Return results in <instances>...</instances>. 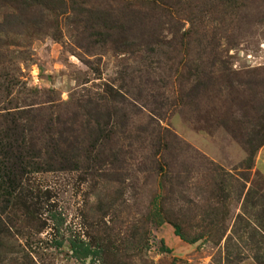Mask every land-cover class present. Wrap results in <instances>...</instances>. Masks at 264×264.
Masks as SVG:
<instances>
[{
  "label": "rangeland",
  "instance_id": "374dc122",
  "mask_svg": "<svg viewBox=\"0 0 264 264\" xmlns=\"http://www.w3.org/2000/svg\"><path fill=\"white\" fill-rule=\"evenodd\" d=\"M9 1L0 3V22L12 13L22 25H11L10 37L0 36V114L45 109L40 123L50 122L54 134L63 103L78 110L91 99L102 110L111 107V87L122 95L118 106L137 105L128 110L130 126L166 128L180 146L184 141L227 172V182L218 190L205 168L187 176L176 167L180 155L175 163L160 159L162 170H156L144 161L151 148L138 149V142L128 149L126 175L116 182L83 171L29 174L22 186L35 217L10 230L7 244L14 253L8 258L21 263L26 254L33 264H224L225 238L241 212L239 184L229 178L240 174L246 156L236 138L256 118L246 91L228 84L246 78L245 71L264 75V0H65L75 15L57 10L53 19L36 20V33L27 17L6 6ZM224 67L230 74L220 71ZM205 75L215 86L199 99ZM258 176L264 178V145L255 153L247 188ZM173 223L185 238L200 239L181 240ZM213 223L220 232L206 233ZM245 246L233 247L232 260L241 254L238 264H255ZM87 248L90 255L83 254Z\"/></svg>",
  "mask_w": 264,
  "mask_h": 264
},
{
  "label": "trees",
  "instance_id": "16d2710c",
  "mask_svg": "<svg viewBox=\"0 0 264 264\" xmlns=\"http://www.w3.org/2000/svg\"><path fill=\"white\" fill-rule=\"evenodd\" d=\"M3 1L0 0V3ZM6 6L22 14V17H27V27L34 32L33 28L35 27L36 30L38 28L37 24L35 25L36 20H41L43 17L53 19L50 15L57 10L75 15L73 8L70 10L67 7L65 0H10ZM58 6L60 7L57 8ZM4 17L9 20L0 22V36L7 38L13 30L11 25L22 24L19 21L21 17L17 14L6 13ZM1 42L0 40V49H3ZM219 69L223 74H230L229 68ZM245 74L246 78L229 79L228 84V87L235 92L239 89L246 91L256 118L253 126L241 136L238 137L233 131L231 132L234 137H238L236 140L246 156L238 165L240 174L236 177L229 175L230 180L239 184L238 194L242 201L241 212L236 216L235 224L225 238L224 264H238L242 260L241 254L233 257L236 261H233L231 256L233 247H238L240 243L246 245L255 264H264V178L258 176L257 182L255 181L256 186L250 185L247 188L255 153L264 145V75L256 70L245 71ZM206 77L207 75L202 80L201 87L197 88L201 93L200 95L196 93L199 99L210 96L215 86V83L209 82ZM234 81L238 86L234 85ZM259 96L263 98L260 100ZM106 98L111 102V107L107 106L102 110L97 108L96 102L91 99L84 101L78 110L69 103L59 104L65 110L62 115L64 118L57 120L64 122L58 121L57 130H53L54 134L49 132L53 127L50 122L40 123L47 118L45 109H40L37 113L17 109L14 112L0 114V262L7 259L9 264H33L26 254L20 256L21 263H18L16 258H8L14 252L7 244V236H11L10 230L17 227L23 229L30 219L35 217L33 204L29 205L22 186L24 178L32 173L83 171L116 182L121 176L126 175L128 159L132 158L128 149L134 148L138 142V149L151 148V153L144 161L154 165L156 170H162L160 159L165 161L169 156L171 157L169 161L174 162L176 156L180 155V164L176 165L178 170L188 176L191 170L205 168L206 176L210 181L208 183H212L220 191L224 190L227 172H224L220 166L215 165L213 161L208 160L184 141L180 146L176 135H172L166 128L160 126L152 130L148 125L130 126L127 123L130 118L128 110L136 108L137 105L133 104L128 110L118 106L121 103L118 99L122 98V95L115 89L109 87L106 90ZM80 111L82 112L79 113ZM114 118L119 119L120 123L114 121ZM130 128L132 131L129 130ZM124 141L125 144L122 143ZM146 141L147 146H144ZM203 163L207 166H203ZM171 168L173 167H170L169 172L175 174V170ZM183 187L181 184L180 188ZM172 227L174 235L189 244H194L200 239L185 238L180 231V224L173 223ZM221 229L215 223L204 227L206 233L220 232ZM163 252L171 251L163 248ZM91 253L88 248L83 252L84 255Z\"/></svg>",
  "mask_w": 264,
  "mask_h": 264
}]
</instances>
